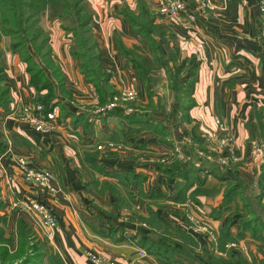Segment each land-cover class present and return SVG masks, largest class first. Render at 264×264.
Instances as JSON below:
<instances>
[{
	"label": "crops",
	"instance_id": "crops-1",
	"mask_svg": "<svg viewBox=\"0 0 264 264\" xmlns=\"http://www.w3.org/2000/svg\"><path fill=\"white\" fill-rule=\"evenodd\" d=\"M212 1L217 8L206 16H197L187 30L182 29L178 19H164L155 15L154 8L146 9L151 15L147 16L149 41L164 46L165 52H160L165 65L170 62L167 49L173 48L179 55L175 67L183 64L176 81L181 82L187 70L193 68V82L177 101L170 91L163 88L154 91L149 83L138 78L131 65L132 58L139 57L152 69L154 61L150 48L143 42L147 36L133 31L120 6L106 9L97 4L99 0L94 3L84 0L92 17L89 27L95 38L93 51L106 76L102 85L116 92L135 88L134 106L145 113L140 122L92 115L98 97L95 85L78 68L77 59L69 52L71 40L57 23L47 44L49 59L60 75V85L30 44L26 45L34 64L51 82L53 101L58 102L54 130H33L21 120L20 106L35 101L46 90L35 92L28 84L30 76L19 54L10 51L8 45L0 48V63L5 72L2 84L9 93L7 109H0V135L5 145L0 152V215L6 218L10 231H14L17 220L30 227L43 251L42 264H89L85 250L113 259L117 264H166L145 252L137 235L142 232L140 224L130 220V216L122 220V211L131 209L130 215H144L147 207L156 210L152 203H172L170 195L181 178L176 180L178 175L159 171L157 159L166 155L169 163H191L188 143L192 138L200 141L201 136L215 129L214 116L233 133L239 153L248 152L253 161L258 154L262 155V151L257 150V154L251 150L264 146V42L257 38V0ZM124 8L134 9L130 5ZM46 20L44 15L42 24ZM158 28L162 37L155 32ZM155 71L166 73L161 66ZM160 98L165 99L163 108L151 109ZM107 141L117 148H103ZM96 145H102V149H96ZM18 155L34 167L50 169L58 191L50 194L23 182L15 161ZM199 161L193 164L197 166ZM259 161L264 163V154ZM116 173L130 174L129 178L139 175L141 179L131 186L118 182L113 177ZM205 173L197 174L203 187L220 183ZM194 186L193 183L187 192ZM153 189L165 192V199L149 198L147 195ZM27 196L47 206L56 222L54 228L43 227L29 212L7 205L9 200ZM197 198L202 206H215L220 201L219 197L214 201L203 195ZM119 199L127 205L125 209ZM136 199L139 210L134 206ZM212 223L218 224L215 220ZM110 227L116 228L113 234L109 233ZM140 251L145 256H140Z\"/></svg>",
	"mask_w": 264,
	"mask_h": 264
},
{
	"label": "trees",
	"instance_id": "trees-1",
	"mask_svg": "<svg viewBox=\"0 0 264 264\" xmlns=\"http://www.w3.org/2000/svg\"><path fill=\"white\" fill-rule=\"evenodd\" d=\"M126 8L122 11L124 12V17L126 21L130 24L134 32H141L142 36H147V42L150 44L149 36L146 34V29L144 27L135 26L136 21H134L133 16L128 13ZM46 13V18L48 21L56 20L58 21L59 27L62 30H65L67 32H72V34L69 36L71 40V46L69 48V52L72 57L76 58L78 61V68L80 71L89 79L91 80L95 85V91L98 95V101L100 104H104L107 99L106 97L109 96L112 91L106 90L104 86L102 85V82L106 78V76L103 74V72L100 70L99 64L96 61V54L93 51V48L95 46V38L93 37V34L91 33L90 29V22H91V14L88 11L84 0H0V37L1 36H7L9 37L10 43L8 44V49L12 52H16L19 54L20 58L26 63V71L29 73L30 79L28 84L34 89V91H39L41 89H45L46 92L43 95H37L36 100L33 101L34 103H40L43 107V113L47 112L53 105H57L58 102L53 101L54 95L52 90L51 82L48 78H46L40 68H38L34 62L32 61L31 56L26 51V45L30 44L32 47L34 53L40 57L42 62L46 67H48L52 75L55 79H57L58 85L61 84L60 75L57 70V68L53 65L51 60L49 59V47L46 42L47 37H40L42 34V30L39 26V19L42 14ZM132 13V12H130ZM143 28V29H142ZM148 28V27H147ZM145 32V33H142ZM146 34V35H145ZM149 34V33H148ZM37 41V43H35ZM153 45L154 42H152ZM150 46V45H149ZM159 47V46H158ZM157 46H154L153 48H150L153 61H154V67H163L165 68V71L168 72L172 70V68H175L174 74L177 76L181 72V66L178 68L175 67V63L179 58V55L177 53V50L171 52L169 54L170 62L168 65H165L163 62V59L156 55L157 53ZM1 50V49H0ZM162 56V55H161ZM0 58H1V51H0ZM140 59V58H139ZM184 62V61H183ZM131 65L134 69H136L138 73V78L142 82H149L147 81V72L150 69L148 64L144 61L137 60L131 61ZM193 68L190 67L187 71L186 76L182 79L180 82L181 85H179V89H184V91H181L179 94L175 95V98L177 101H179V98L184 96L192 82H193ZM173 73V72H172ZM5 78V72L3 70V67L0 63V108L3 110H6L9 103V93L8 88L5 87L2 83ZM177 78V77H176ZM174 78L173 80H176ZM172 82V81H171ZM173 83V82H172ZM177 87V88H178ZM178 89H176V92ZM134 107V105H132ZM92 111V110H91ZM145 113L139 112L138 109H132L130 113H124L120 107H115L113 109H110L109 111L105 112L103 115L98 116L101 119L107 118L109 116H118L120 118H123L127 123H134V122H140L142 117H145ZM92 115H94L92 113ZM96 116V115H95ZM4 145L0 142V152L4 150ZM173 165H171V168L169 166L167 167H157L159 171L162 173H165L166 175H178V177L181 178L180 182L176 183V188L173 191V193L170 195V199L173 201H180L183 199V197H188L187 189L192 186V184L195 181V177L197 176L198 172H206L205 174L212 175L216 180L223 182V181H230V180H236L229 188H227L225 193H223V201L220 203L221 206H225L224 208L228 209L230 207L229 205V198L232 195V193H235V191L238 192L239 190V182L237 181L234 173H231L229 171H220L218 168V164L210 163V162H204L200 161V163L195 166L192 162L187 165H180L179 162H173ZM261 168V174L257 178L259 183H261V177H264V163L260 165ZM175 172V173H174ZM174 173V174H173ZM130 175V174H129ZM126 173H116L113 175V177L120 183H125L127 185L131 184L137 185L140 181L141 177L137 175L136 177H128L129 176ZM197 180V179H196ZM261 193L263 194L264 185L261 184L260 186ZM158 190V189H156ZM160 191V190H159ZM155 193V191L149 192L147 195L149 198H155V197H165L166 195L161 194V192ZM187 193V195H186ZM191 198V196H190ZM121 204L124 202L123 200L119 199ZM0 200V205H1ZM248 210L250 212L249 208H247L246 204H243L241 206L236 207V212ZM221 210V209H220ZM219 207H215L211 209L210 216L215 217L219 213ZM235 215V213H234ZM220 216V215H219ZM218 216V217H219ZM136 219L134 221H137L138 223H141L145 225V229L142 232H137V235L139 236V242L141 246L147 251H150L153 253L154 256H156L157 259L161 260V262H170L173 261L169 258L164 259L162 256H166L164 254L158 255L156 252L152 251L151 247L152 245H160V247H164L166 249H169V251H178L181 255L185 256L186 253L181 252L177 249H175L177 242L172 241L168 237H164V234H167V229L165 228L170 227L165 219L162 217L161 213L157 212L156 210L147 207L146 212L144 215L136 214L134 215ZM254 219V218H253ZM251 219V222H243L239 225V233L244 230L250 229L252 232H255L254 226V220ZM261 223V222H260ZM249 224V226H248ZM264 227V223H261ZM261 225V226H262ZM161 232L159 230H156V228H161ZM175 229V227H174ZM116 230L115 227L109 228V233L113 234V232ZM150 231H154L155 234L160 236V239H152L149 238ZM218 242L217 246H221L223 241L226 240H235L238 239L239 236L232 234L230 231V228L228 224L226 226L219 225L218 227ZM252 237L258 238L257 235H253ZM33 239L35 243V256L37 257V261L34 260H25L21 262L20 264H42L41 263V257L43 255V251L41 250V247L36 242V240L33 238V232L25 223H23L21 220H17L15 223L14 231H9L6 218L2 215H0V260L5 259L8 253V245L12 242L18 241L19 247L18 252L22 253L23 246L25 243V247L27 246L28 240ZM262 244L264 245V237L261 239ZM148 242V245H147ZM264 248V247H263ZM262 249V248H261ZM183 251V250H182ZM207 251H209L207 249ZM170 255V254H169ZM169 257V256H168ZM211 263H201V264H264V250L262 249V257L260 260H254L250 258V261H246L242 254L237 252L233 253V251H226L224 256H218V255H208L206 258Z\"/></svg>",
	"mask_w": 264,
	"mask_h": 264
},
{
	"label": "rangeland",
	"instance_id": "rangeland-1",
	"mask_svg": "<svg viewBox=\"0 0 264 264\" xmlns=\"http://www.w3.org/2000/svg\"><path fill=\"white\" fill-rule=\"evenodd\" d=\"M94 0H92V3ZM97 4H102L106 9L108 8H112L114 9V7L120 6L119 9L123 10L124 5L128 6H132L134 7V9H129L130 11H132L133 13H130V11H128L129 14H131L133 16L134 21H136L135 26H142L144 27V29H148L147 27V16H151L150 14H148L146 11V9L151 8V9H155L156 8V3L155 0H99V2ZM128 10V9H127ZM125 10V11H127ZM156 16H158L156 14V12H154ZM46 16L47 14L44 13L41 15L40 19H39V26L42 30V34H40V37H47L46 42L49 43L50 40L52 39V30L56 29V24L58 23V21L56 20H52V21H47V23L42 24V19L43 16ZM142 16V17H141ZM159 17V16H158ZM163 18V17H161ZM47 19V18H46ZM167 19V18H164ZM43 28H42V27ZM143 29V28H142ZM183 29V28H182ZM186 30V29H184ZM64 32V34L69 36L72 34V32H67L65 30H62ZM146 34L148 35V32L145 31ZM156 34H159L160 37H162V30L160 28L155 30ZM145 34V35H146ZM45 35V36H44ZM68 36V39H70ZM10 38L7 36H1L0 37V48H4L6 45H8L10 43ZM147 47H151L153 48L154 46H159V45H153L152 42H150V44H148L147 41H143ZM37 43V41L35 42ZM150 45V46H149ZM8 47V46H7ZM160 47V48H159ZM158 47V51L156 53L157 56L163 58V56H161V52L163 53V49L164 46L160 45ZM168 51V56L169 54L173 51H175L176 49H167ZM1 54H2V50ZM165 52V51H164ZM150 55L152 57L151 51H150ZM132 60L135 62H137V60H140L139 57H134L132 58ZM158 67L156 66L152 68H150L146 74L147 76V81H149L148 83L150 84V87L156 91L158 89H166L168 91L171 92V96L172 95H176L179 94L181 91H184L183 88H181L182 90L179 89V85H181L180 82L173 80L176 77H179L180 75H176L174 74L175 72V68H172V70L164 73V74H159L156 73V69ZM162 69L164 70V68L162 67ZM188 71V70H187ZM173 72V73H172ZM162 80H165L164 84H162ZM173 83H172V82ZM178 87V88H177ZM176 89H178V91L176 92ZM117 92L114 90L112 91V93L106 97L107 101H111V98L116 94ZM173 93V94H172ZM137 95V92H136ZM136 95H135V99H136ZM96 99V103L95 106L97 105H103L100 104L98 101V97H95ZM135 99H133L132 103H130V105H134L135 104ZM163 100H165L164 98H160L156 103L155 106H151V109H155V108H163ZM169 99H167L168 102ZM172 100V99H171ZM105 102V103H106ZM159 102V104H157ZM28 103H34L33 101L28 102ZM56 106L57 105H53ZM94 106V107H95ZM127 106H129L127 104ZM93 107V109H94ZM130 107V106H129ZM58 108V107H57ZM115 108V107H114ZM132 108H136L139 110L138 107H132ZM1 109V108H0ZM113 109V108H112ZM110 110V109H109ZM108 110V111H109ZM93 112V110H92ZM107 112V111H106ZM131 112V111H130ZM129 112V113H130ZM96 116H100L97 115L95 113H93ZM58 115V113H57ZM108 118V117H107ZM56 119V118H55ZM55 119L53 121V128L49 131H53L54 130V126H55ZM106 119V118H104ZM220 120V119H219ZM221 121V120H220ZM223 123L224 126H226L224 124L223 121H221ZM214 123V122H213ZM214 127L216 129V125L214 124ZM215 129L209 133H206L205 135L200 137V141H198V139L196 138H192L191 142L188 143V155L190 156L189 162L192 163H198L199 161V157L202 156V161L206 162H210V163H215L218 164V168L220 169V171H229L231 173H234L237 181L239 182V190L238 192L235 191V193H232V195L229 198V205L230 207L228 209L224 208L225 206H221L220 203L223 201V193H225V191H227L226 189L229 188V186H231L234 182H236V180H230V181H223L220 182L217 186H213V187H203V181L202 178L200 177L198 179V176L195 177V181H194V188L192 190H190L188 192V197H183L182 200L176 202V201H172V203H162V204H158L156 205V203H152L153 206H155L156 211H158L159 213H161L162 217L165 219L166 223L170 226L168 228H165V230L167 229V234H164V237H168L169 239H171L172 241L177 242V245L175 247V249L186 253L185 256L181 255L180 253H178V251H169V249H166L164 247H160V245H152V251L156 252L158 255L164 254L166 256H162L164 259L169 258L170 260L172 259L173 261L167 262L166 264H201V263H211L210 261H208L206 258L208 255H218V256H224L225 252L227 251H233V253H241L243 258L246 261H250L251 259L256 260H260L262 257V249L264 250V245L262 244V238L264 237V227L261 223H264V192L263 194L261 193V189L260 186L261 184L264 185V177H261V183H259V181L257 180V178L259 177V175L261 174V168L260 166H258L257 168V164L261 165L262 163L259 161L260 158H263V154H264V146H259L258 148H252V152H257V154L259 153L257 150L262 151V155L258 154V158H256L255 161L252 160V158L250 157V154H247L248 152L242 150V153L238 152V149L235 146V139L233 136V133L230 131V129H227L226 131L233 136V144L226 149H222L221 151H219L218 153H208L206 150L207 148L205 147L204 141L206 138H210L209 136L215 131ZM161 133L164 132L162 126H160V130ZM158 133H156L157 135ZM160 134H158L159 136ZM0 142L3 145V138L0 135ZM5 146V145H4ZM112 148H117L116 144L113 143V147H107L106 149L110 150ZM5 149V147H4ZM198 150H204V154L200 155L198 154ZM238 153H237V152ZM249 153H251V151L249 150ZM165 156V161H160V159H157L156 162V166L157 167H167L169 166V168H171V165H173L172 163H169V157ZM218 156L222 159L221 161H217ZM159 158V157H158ZM255 158V157H253ZM201 161V162H202ZM262 161V160H261ZM200 163V161H199ZM37 167V166H36ZM37 168H46V167H37ZM50 170V169H49ZM203 177H205L203 175ZM180 177L176 178L179 179ZM197 179V180H196ZM218 181V180H217ZM263 181V183H262ZM219 182V181H218ZM160 189L156 190L153 189V191H155V193H158ZM161 192V191H159ZM162 196L165 195V192H161ZM136 195V194H135ZM139 196V194H137ZM141 196H143L142 194H140ZM187 195V193H186ZM203 195L205 197H209V199H216L217 197H219V203L216 204L215 206H212L211 204L208 205H201V203H199L198 201V196ZM137 196V198H139ZM191 196V198H190ZM140 199V198H139ZM162 200L165 199V197H161ZM1 200V199H0ZM133 200H131L132 202ZM214 201V200H213ZM243 204L247 205V208H249L250 212H248V210H244V211H239L236 212V207L241 206ZM123 204V203H122ZM134 205H138L136 203H134ZM170 205V206H169ZM125 206L123 204V208L125 209ZM140 206V204H139ZM157 206V207H156ZM219 207V213L217 216L212 217L210 216V212L211 209L215 208V207ZM130 210L131 209H125V211H122V220L123 219H129L130 216V220H135L136 217H134L135 213L130 215ZM139 210V209H137ZM235 213V215H234ZM220 215V216H219ZM219 216V217H218ZM254 218V219H253ZM251 219H253L254 222V228H255V232H252L250 229L248 230H244L242 231V233H239V225L242 224L243 222H251ZM213 220L216 221L215 223H212ZM137 222V221H136ZM261 222V223H260ZM138 223V222H137ZM253 224V222H251ZM140 224V227L142 228V231L145 229V225ZM189 224H193V225H189ZM228 224L230 231L232 232V234H236L237 235H242L241 237L239 236L238 239L235 240H226L222 242L221 246H214L215 242L218 241L217 239L214 241L213 239H208L206 237H203L201 235V233L199 232H193L192 228L197 226V225H205L211 232V235H216V238L219 236L218 235V227L219 225L222 226H226ZM262 225V226H261ZM249 226V224H248ZM175 227V229H174ZM161 228H156V230H159V232H161ZM8 230L10 231L9 227ZM149 233V238L151 237L152 239H160L157 234H155V232L150 231ZM253 235H257L258 238L252 237ZM139 239V238H138ZM140 243V242H139ZM231 243V244H230ZM225 244H230L228 247H225ZM1 245V243H0ZM148 245V242H147ZM18 247H19V242L16 240L12 241L9 245H8V253L7 256L5 257V259L0 260V264H20L21 262L25 261V260H34L37 261V257L35 256V251L34 248L35 243L33 241V239L28 240L27 242V246L25 247V243L23 246V251L22 253L18 252ZM262 248V249H261ZM207 249L209 251H207ZM145 252H148L149 254H151L156 260H159L156 258V256L153 255V253H151L150 251H147V249H145ZM183 250V251H182ZM144 252V251H143ZM145 252H144V256H145ZM170 254V255H169ZM141 256V255H140ZM169 256V257H168ZM110 259V258H109ZM113 260V259H112ZM159 262H161V260H159Z\"/></svg>",
	"mask_w": 264,
	"mask_h": 264
},
{
	"label": "built area",
	"instance_id": "built-area-1",
	"mask_svg": "<svg viewBox=\"0 0 264 264\" xmlns=\"http://www.w3.org/2000/svg\"><path fill=\"white\" fill-rule=\"evenodd\" d=\"M156 8L155 12L159 17L163 18H175L180 21L183 29H189L193 21L197 16H206L209 12L214 11L217 5L212 0H155ZM258 9V31L257 38L264 42V0H257ZM136 89L133 87L123 88L117 91V93L111 98V101L104 103L103 105H97L93 109V113L97 115H103L109 109L114 107H120L124 113L132 111L133 99H135ZM127 104L130 106H127ZM21 120L24 121L35 131L51 130L53 128V121L57 116L58 108L52 106L47 112L43 113V107L40 103H24L20 106ZM213 122L216 125L215 131L206 138L204 141L205 147L208 153H218L222 149L229 148L233 144V136L226 130V127L219 120L217 116L213 117ZM113 147L112 141H107L103 148ZM96 149H102V145H96ZM198 154L203 155L204 150H198ZM165 157H159L160 161H165ZM222 159L218 156L217 161ZM15 161L20 169L21 179L25 183H30L36 188L45 191L50 194H54L58 191V187L54 180L51 171L48 168H37L28 164L27 160L23 156H16ZM134 205L137 209L139 201L136 199ZM7 205L11 209H19L29 212L37 219L38 223L47 228L55 227V219L47 206L38 201L36 198L27 196L18 200H9ZM193 225V224H189ZM193 232H199L203 237L208 239H217L216 235H211L209 227L205 225H197L192 228ZM215 242L214 246H217ZM231 244V243H230ZM230 244H225L228 247ZM85 256L87 257L89 264H117L114 260L109 259L103 255L98 254L92 250H85ZM140 255L144 256V252L140 251Z\"/></svg>",
	"mask_w": 264,
	"mask_h": 264
}]
</instances>
